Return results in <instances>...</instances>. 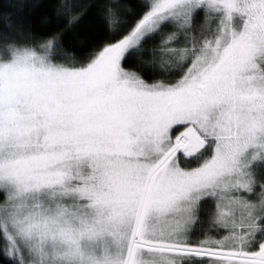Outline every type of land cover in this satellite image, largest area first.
Listing matches in <instances>:
<instances>
[{
  "label": "snow or ice",
  "instance_id": "6c2138e0",
  "mask_svg": "<svg viewBox=\"0 0 264 264\" xmlns=\"http://www.w3.org/2000/svg\"><path fill=\"white\" fill-rule=\"evenodd\" d=\"M0 264H264V0L0 2Z\"/></svg>",
  "mask_w": 264,
  "mask_h": 264
},
{
  "label": "trees",
  "instance_id": "16d2710c",
  "mask_svg": "<svg viewBox=\"0 0 264 264\" xmlns=\"http://www.w3.org/2000/svg\"><path fill=\"white\" fill-rule=\"evenodd\" d=\"M0 2H3V0H0ZM44 9H39V10H37V12H36V15H34L33 16V20L35 21V22H39V19L43 16V14H44Z\"/></svg>",
  "mask_w": 264,
  "mask_h": 264
}]
</instances>
